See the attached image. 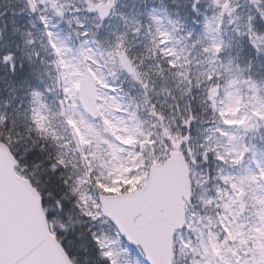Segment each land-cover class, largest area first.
Instances as JSON below:
<instances>
[{
	"label": "snow or ice",
	"instance_id": "snow-or-ice-1",
	"mask_svg": "<svg viewBox=\"0 0 264 264\" xmlns=\"http://www.w3.org/2000/svg\"><path fill=\"white\" fill-rule=\"evenodd\" d=\"M139 4L0 0V264H264V0Z\"/></svg>",
	"mask_w": 264,
	"mask_h": 264
},
{
	"label": "trees",
	"instance_id": "trees-1",
	"mask_svg": "<svg viewBox=\"0 0 264 264\" xmlns=\"http://www.w3.org/2000/svg\"><path fill=\"white\" fill-rule=\"evenodd\" d=\"M22 76H23V73H20V74L16 75L15 77H12V79H13V81L18 85L19 82H20V80H21V78H22ZM8 77H10V76H5L3 79H0V86H1V87L5 84V83H4V80H5L6 78H8ZM0 91H1L2 93H4V89H1Z\"/></svg>",
	"mask_w": 264,
	"mask_h": 264
},
{
	"label": "rangeland",
	"instance_id": "rangeland-1",
	"mask_svg": "<svg viewBox=\"0 0 264 264\" xmlns=\"http://www.w3.org/2000/svg\"><path fill=\"white\" fill-rule=\"evenodd\" d=\"M60 34H61L62 37L65 36L62 32H61ZM44 82H48V78H47V76H45V78H44ZM0 99H1V98H0ZM254 142H257V143H258V139H257L256 141H254Z\"/></svg>",
	"mask_w": 264,
	"mask_h": 264
}]
</instances>
